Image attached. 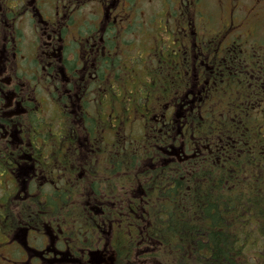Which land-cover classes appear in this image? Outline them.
Returning a JSON list of instances; mask_svg holds the SVG:
<instances>
[{
  "label": "flooded vegetation",
  "instance_id": "obj_1",
  "mask_svg": "<svg viewBox=\"0 0 264 264\" xmlns=\"http://www.w3.org/2000/svg\"><path fill=\"white\" fill-rule=\"evenodd\" d=\"M149 2L0 0V264L7 256L17 264L81 262L51 217L43 224L18 223L24 204L33 207L53 197L19 191L18 183L56 180L55 138L64 131L78 142L85 163L87 133L93 131L96 147H102V118L114 119L117 138L121 104L147 100L128 116L132 135L176 141L170 150L161 149L164 161L213 164L230 138L196 135L195 120L205 113L236 117L235 104L245 102L259 104L263 112L264 0H175L172 7L180 13L168 11L163 20L167 45L157 46L165 43L160 37L140 51L142 38L134 29ZM202 6L209 8L207 15L199 13ZM164 77L179 89L170 100L156 102L162 96H152L150 86ZM92 111L96 125L90 129ZM61 151L70 152L67 146ZM42 160L48 161L47 176L40 171ZM98 179L104 182L102 175ZM112 191L101 186L99 195ZM78 194L85 204V193Z\"/></svg>",
  "mask_w": 264,
  "mask_h": 264
},
{
  "label": "trees",
  "instance_id": "obj_2",
  "mask_svg": "<svg viewBox=\"0 0 264 264\" xmlns=\"http://www.w3.org/2000/svg\"><path fill=\"white\" fill-rule=\"evenodd\" d=\"M177 89L166 77L150 86L152 96H162L156 102L170 100ZM148 102L121 104L117 138L112 137L114 119L103 117V146L96 147L93 131L87 133L85 163L74 138L66 131L57 136L56 180L18 183L19 191L53 197L33 207L24 204L18 223L43 224L51 217L69 252L81 258L72 264H91L100 252L96 264H264V109L245 102L235 104L236 117L205 113L202 120L197 118L196 135H226L230 143L215 152L213 164L193 161L179 166L175 160L164 161L161 151L175 147L176 141L163 136L149 141L129 131V114H137ZM94 116L92 111L90 129L96 125ZM64 146L70 152L63 153ZM40 171L50 174L48 161L42 160ZM113 176L116 179L109 181ZM101 186L112 193L99 195ZM7 216L14 224L15 215Z\"/></svg>",
  "mask_w": 264,
  "mask_h": 264
},
{
  "label": "rangeland",
  "instance_id": "obj_3",
  "mask_svg": "<svg viewBox=\"0 0 264 264\" xmlns=\"http://www.w3.org/2000/svg\"><path fill=\"white\" fill-rule=\"evenodd\" d=\"M144 1L146 2L148 0H144ZM174 4H175V0H150L149 4L144 3L143 10H145V14L142 16L144 19L143 21L139 20L140 22L139 25L135 26V29H134V33H135L136 30L139 28L138 32L140 34V37L142 38V42L139 48L140 51L148 50L149 48L155 46L156 42L160 40V35H163L165 31L163 20L165 19L166 13H168V11H170L171 15L173 13L175 14L180 13V10L176 11L174 7H172ZM208 10L206 7L202 6L199 8V13L207 15ZM214 16H215V13H214ZM161 31H162V34H161ZM42 116L44 118H47V116L49 115L46 113H43ZM12 251L14 253L15 248H13ZM100 255H101V252L99 255H97L96 259H100ZM22 258H23L22 261L26 262L24 257ZM68 258H69V261L72 262L71 258L70 257ZM18 260H19V257H18ZM96 262L97 261L94 259L91 264H96ZM53 263L60 264L56 260H54ZM3 264H17V261L7 256L5 260H3ZM18 264H19V261H18ZM42 264H50V262L49 263L45 262Z\"/></svg>",
  "mask_w": 264,
  "mask_h": 264
}]
</instances>
